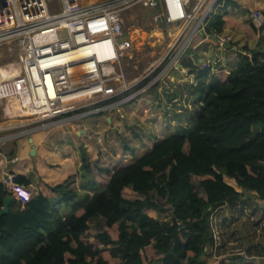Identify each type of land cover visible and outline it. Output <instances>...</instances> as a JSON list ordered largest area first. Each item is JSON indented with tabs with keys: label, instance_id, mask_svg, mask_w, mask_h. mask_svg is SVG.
Segmentation results:
<instances>
[{
	"label": "trees",
	"instance_id": "obj_1",
	"mask_svg": "<svg viewBox=\"0 0 264 264\" xmlns=\"http://www.w3.org/2000/svg\"><path fill=\"white\" fill-rule=\"evenodd\" d=\"M221 25L217 17L207 30L219 33ZM245 66L208 87L189 132L154 141L143 154L114 167L104 186L93 181L81 154L79 176L88 193L68 213L61 206L78 196L69 187L75 176L54 184V197L39 193L0 216V264H151L146 249L159 255V264H204L221 254L213 213L238 206L242 192L264 211V61L252 53ZM128 148L123 146L133 152ZM12 182L30 184L22 175ZM8 195L0 182V209ZM163 206L168 213L158 221L154 211ZM97 218L103 227L95 232L90 221ZM232 258L229 262L246 263L241 256Z\"/></svg>",
	"mask_w": 264,
	"mask_h": 264
},
{
	"label": "built area",
	"instance_id": "obj_2",
	"mask_svg": "<svg viewBox=\"0 0 264 264\" xmlns=\"http://www.w3.org/2000/svg\"><path fill=\"white\" fill-rule=\"evenodd\" d=\"M223 3L224 0H94L86 4L79 0H0V46L13 48L17 61L16 76L0 81V100L13 99L21 116L36 121L60 119L108 100L107 108L111 110L127 102L133 87H139L143 80L127 82L120 69L122 57L132 47L130 34L124 30L127 9L138 6L157 10L159 19L172 33L178 31L171 47L189 31L180 45L183 48L174 55L176 63L193 36L200 33L207 38L205 27ZM248 22L260 29L264 14L251 12ZM212 40L220 48L232 42L230 36L220 33H212ZM103 110L97 108L85 114ZM2 183L21 203L31 199L30 191L13 183L9 176ZM213 237L216 239V235ZM227 256L264 264V256L242 251L214 254L213 259Z\"/></svg>",
	"mask_w": 264,
	"mask_h": 264
},
{
	"label": "rangeland",
	"instance_id": "obj_3",
	"mask_svg": "<svg viewBox=\"0 0 264 264\" xmlns=\"http://www.w3.org/2000/svg\"><path fill=\"white\" fill-rule=\"evenodd\" d=\"M91 1L94 0H79V2L83 4L90 3ZM237 1L239 0H224V3L221 5L222 7L216 9V12L219 13L231 9ZM124 30L130 34L132 47L122 57L120 69L124 72L127 82L133 83L135 79H143L139 87H137L138 85L133 87L130 92L131 98L127 102L115 108L112 107L111 110L107 108L110 100L97 102L95 105L81 108L65 115L66 117H60V119H52L53 121H36L21 116L14 103L9 104V106H12L14 114L7 115L5 113V108L9 102L2 101L0 104V125H5L6 128L0 131V141L5 143V145H1L0 148L5 150L7 154L13 147L15 150V142L17 140L22 139L26 142V139L29 137L35 138L39 136L43 138V136L45 137L49 132H52L56 126L66 127L70 131L78 127L82 129V127L85 126L91 134L89 133V138L85 137L87 138V144L85 146L81 138V135L84 133H78V136L74 134L76 141L77 139L81 141V145H78L79 147L75 145L78 151L76 153L72 152L73 162L71 166L73 170H77L75 171L76 175L80 174L82 154L86 158L94 177L103 185L108 181L114 167L132 161V159L130 160V158L127 157L128 155L123 149L124 145H128L130 148L133 147V157H136L153 145L150 139L151 136H155L156 141L163 139L173 132L182 134L189 132L193 124V119L200 113L201 107L199 108L198 105V110L196 109L193 116L186 119L182 125L172 124L173 126H171L170 122L166 121L167 114L165 115L163 110L167 107L170 108V104L166 101L169 102L171 97V94H169L170 92H168L172 89L171 85H173V83L171 82H184L186 88L190 89L188 91L190 93L191 89H195L196 87L192 86V81L189 80L188 73H212L213 76L219 77L217 72L220 69L217 63H212L211 65L210 62L205 60L203 63L199 64L196 60L192 61L191 59H189L191 63L187 62L186 57L188 56L186 51L189 44L184 47L183 53L177 58V62L174 63V55L176 51L183 48H180V45L189 31L187 30L184 32L180 40L171 47L173 38L178 31L174 30L172 33V29L170 30L164 21L159 19L158 11L155 9H144L138 6L127 9L124 13ZM205 32L207 33V38L204 39L212 38L209 36L212 33L207 30V27H205ZM196 35H198V33ZM215 46L218 47L217 44H215ZM220 55L223 57L222 60L230 58L231 62H233L234 59L237 58L236 55H238V52L231 51L226 53V51H221ZM180 62L184 66V69H180V67L178 69L176 68L180 66ZM3 66H9L7 73L1 74V76L5 75L4 79L11 76L14 78L16 76V52L13 48L7 49L6 46L1 45L0 67ZM182 73H187V75H183ZM231 73L233 74L231 75L234 76L240 73V71L232 70ZM176 75H178V79H175ZM201 85H203V83H201L200 86ZM193 97L190 101H192V99L195 101L198 99V96ZM173 100L171 103L175 101ZM128 105H132L133 107L127 113V116H125L129 118L123 120L121 115H124L122 113H124L125 107ZM97 108H104V110L94 114H85L86 111ZM108 114L113 118V121L118 123L116 130L112 129V126L105 121V117L109 116ZM64 118L70 119L64 120ZM59 120L61 121L59 122ZM166 123L173 128L165 129ZM94 124L97 126L94 127ZM95 131L99 134H94ZM70 135L71 132L69 136L61 133H53L47 136L45 142L51 149L55 145H57L58 148L71 146L69 143ZM67 151L68 150H66V152ZM66 152L61 151V157L65 156L64 153ZM37 157L38 156L31 155L28 156V159L34 161ZM36 164L39 169L44 170L45 173L46 171L48 172L49 169L51 170V168L45 169L43 161H38ZM48 179L52 181V176H48ZM191 182L199 189V195L204 197L197 182ZM225 182L234 188V183L232 181L225 178ZM76 183L78 184L77 178H75L72 187L74 190L77 188ZM129 195L130 193L127 196ZM84 198V195L79 194L75 203L74 200H72V204L74 203L75 205L74 207L79 206ZM260 206L264 207V202H262ZM167 213L168 208L166 206L159 207V209H156V213L154 211L155 219L161 221ZM212 221L213 233L216 235L217 242L219 241L220 245L217 244V247L219 246V253L225 255L226 253L242 251L248 255L264 256V233L262 234V232H264V211L259 208L257 201L249 192L241 193V202L238 206L226 205L220 207L213 213ZM90 225L93 231L98 232L103 227V220L98 218L93 221L91 220ZM146 255L150 259L151 264H159V255H156L152 249H146ZM232 257L233 256H227L223 258V260L229 262L234 260ZM214 261L213 257H210L205 260L204 264H213ZM246 262L250 264L251 262L263 264V261L259 262L258 260Z\"/></svg>",
	"mask_w": 264,
	"mask_h": 264
},
{
	"label": "crops",
	"instance_id": "obj_4",
	"mask_svg": "<svg viewBox=\"0 0 264 264\" xmlns=\"http://www.w3.org/2000/svg\"><path fill=\"white\" fill-rule=\"evenodd\" d=\"M254 11H259L264 14V0H239L234 4V6H232L231 9H227L224 12L221 11L219 13L215 12L213 17L208 21L206 27L208 28L209 26L210 28V23L218 16L220 17L222 25L220 26L219 33L228 35L232 39V42L230 43L231 48L228 50L216 47V43L214 44V40H212V38L204 39L200 33L191 38V40L188 42L189 45H187L189 47L186 51V54L188 56L186 57L187 62H190L189 59H191L192 61L196 60L199 64L203 63L205 60L210 62L211 65L212 63H217L218 68L220 69L217 72L219 74V77L215 75L213 76L212 73H188L189 80L192 81V86L196 87L195 89H191L190 93L188 92L190 89L186 88L184 82H171L173 83V85H171L172 89L168 91L170 92L169 94H171V97L169 102L166 101L170 104V108L167 107L163 109L165 112L164 114H167L166 121L170 122L171 126H173L172 124L182 125V123H184L186 119L191 118L194 111L196 109L198 110V105L199 108L201 107L203 95L208 90V87L212 83L214 84L224 81L228 76H232V70L240 71L241 69L245 68V64L251 61L252 53H256L259 61H264V28H260L261 30L256 29L248 22L249 13ZM209 36L212 37V34ZM221 51H226V53L237 51L238 55H236L237 58H235L233 62H231L230 58L222 60L223 57H221L220 55ZM179 64L180 66H177L176 68L178 69L180 67V69H184V66L181 64V62ZM1 68H3L7 72L9 66H3ZM185 75H187V73ZM175 79H178V75H176ZM201 83H203V85L200 86ZM193 96H198V99L196 101L193 100ZM192 97L193 99L192 101H190ZM172 100L174 101L173 103H171ZM2 101L7 100H0V104L2 103ZM11 103L13 102H9L6 105L5 113L7 115L14 114L12 106H9V104ZM132 107V105H128L125 107L124 113H122L124 115H121L123 120L129 118L125 116H127V113L131 110ZM105 121L112 126V129L116 130V126L118 125V123L113 121V118L110 115L108 117H105ZM98 125L102 126L101 124ZM96 126L97 125L94 124V127ZM165 126V129L173 128L168 123H166ZM5 128V125L1 126L0 131L4 130ZM80 130L83 131L81 132L82 134L84 133L83 135H81V138L85 146L87 144V138L85 137H88L89 133L91 134V132H89L85 126H83L82 129H80V127H78L77 129H72V131H70L66 127L63 128L56 126V128H54L52 132H49L47 136L52 135L53 133H61L69 136L71 132L69 140L71 146H64L63 148H58L57 145H55L52 149L49 148V145H47L45 142L47 136H43V138L39 136L35 138L29 137L32 140L31 143L33 144L34 155L38 156L34 161L28 159V156H31V144L28 141L29 138L26 139V142L22 139L17 140L15 142V150L13 147V149H10L7 154L5 150L0 148V182H2L3 178L8 176L11 179H14L17 175H22L30 181V184L24 187H26L31 192L32 197L36 196L39 193L44 194L48 197H54L55 195L51 192L52 186L56 183L62 182L70 176H75V178L78 179V184L76 183L77 188L75 190L77 195H84L85 192L88 193V190H86V188L84 187L83 179L81 180V175H76L75 171L77 170H73L71 166L73 162L72 152L76 153L78 151V145H81V141L79 139H77L76 141L74 134L78 136L77 133H80ZM94 134L99 133H96L95 131ZM150 139L154 143L155 136H151ZM1 145H5V143L0 141V146ZM73 145L75 149L73 148ZM75 145H77V147H75ZM66 150L68 151L66 152ZM61 151L66 152L67 154L64 153L65 156L61 157ZM126 154L128 155L127 157L130 158V160L134 158V150L133 152H131L130 150L126 151ZM38 161H43L45 169L51 168V170L49 169V171H46L45 173L44 170L39 169L38 165L36 164L38 163ZM48 176H52V181L48 179ZM227 179L231 180L234 183V189L236 191L241 192V189L236 186L233 179ZM93 181L96 182L99 186L101 185L99 183L100 181H98L95 177ZM73 185L74 183L69 186L72 190H74L72 188ZM104 185L105 183L101 186ZM10 196L11 200L9 202V209H20L23 207L24 203H21L12 195ZM76 200L77 197L74 199V202ZM73 205L74 203L72 204V201H70L68 204H66V206L62 205L61 208L63 207L64 213H68L70 207H73Z\"/></svg>",
	"mask_w": 264,
	"mask_h": 264
},
{
	"label": "water",
	"instance_id": "obj_5",
	"mask_svg": "<svg viewBox=\"0 0 264 264\" xmlns=\"http://www.w3.org/2000/svg\"><path fill=\"white\" fill-rule=\"evenodd\" d=\"M222 48L224 50H228L231 48V44L229 42H225L222 44ZM83 132L82 130H80V133ZM78 134V133H77ZM31 144V150H30V154L31 155H34V148H33V144L31 143L32 140L31 138H29L28 140ZM11 200V196L8 195L7 197H5V199L3 200V206L2 208L0 209V216L6 214L8 211H9V202ZM222 264H250V263H238V262H226V263H222Z\"/></svg>",
	"mask_w": 264,
	"mask_h": 264
},
{
	"label": "bare ground",
	"instance_id": "obj_6",
	"mask_svg": "<svg viewBox=\"0 0 264 264\" xmlns=\"http://www.w3.org/2000/svg\"><path fill=\"white\" fill-rule=\"evenodd\" d=\"M7 73L3 68L0 67V79L3 80L5 78V75L1 76V74ZM13 99H7V101L12 102Z\"/></svg>",
	"mask_w": 264,
	"mask_h": 264
},
{
	"label": "clouds",
	"instance_id": "obj_7",
	"mask_svg": "<svg viewBox=\"0 0 264 264\" xmlns=\"http://www.w3.org/2000/svg\"><path fill=\"white\" fill-rule=\"evenodd\" d=\"M24 187V186H23ZM26 188V187H25ZM27 189V188H26ZM28 190V189H27ZM29 191V190H28ZM31 193V192H30ZM31 198H32V195H31Z\"/></svg>",
	"mask_w": 264,
	"mask_h": 264
}]
</instances>
